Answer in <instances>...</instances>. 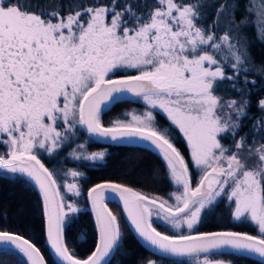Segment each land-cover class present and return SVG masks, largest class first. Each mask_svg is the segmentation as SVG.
<instances>
[{
	"label": "snow or ice",
	"instance_id": "1",
	"mask_svg": "<svg viewBox=\"0 0 264 264\" xmlns=\"http://www.w3.org/2000/svg\"><path fill=\"white\" fill-rule=\"evenodd\" d=\"M239 7L238 0H0V174H19L39 189L47 240L64 264H110L122 233L106 204L109 193L123 202L135 232L163 253L195 264H222L210 254L225 249L264 257V96L255 103L258 115H248V86H256L248 76L264 79V64L252 60L246 33L254 27L264 43V0H245L238 21ZM207 9L214 10L211 23ZM225 81L238 98H226ZM128 93L148 110L105 127L103 108ZM154 110L166 115L168 127ZM245 119L253 123L241 135L249 127ZM81 129L96 138L148 142L175 186L168 199L112 182L90 188L98 239L86 259L66 244L80 212L73 197L81 195L83 174L50 169L40 158L58 156ZM176 130L187 158L174 144ZM84 148L70 155L93 161L106 155H85ZM222 200L232 206V219L251 222L259 235L197 231L202 215ZM153 216L189 232L162 234ZM0 242L14 245L30 264H45L19 234L0 231Z\"/></svg>",
	"mask_w": 264,
	"mask_h": 264
},
{
	"label": "trees",
	"instance_id": "2",
	"mask_svg": "<svg viewBox=\"0 0 264 264\" xmlns=\"http://www.w3.org/2000/svg\"><path fill=\"white\" fill-rule=\"evenodd\" d=\"M205 3H213L215 0H204ZM239 11L236 13L239 21L244 13L245 0H238ZM208 23L214 19V10L207 9ZM250 41L249 52L255 65L264 64V43L256 38L254 27L246 29ZM226 74L231 75L230 69H225ZM120 78L119 76L113 77ZM249 80H256L255 88L252 85V107L248 115H258L255 103L258 98L264 96V79L250 74ZM225 81L221 86L226 98H238V94L227 87ZM149 106L142 102L141 98L116 102L106 107L101 112V122L105 127L112 125L117 119L131 120L130 114H142L148 110ZM129 114V115H125ZM157 122L163 127H168L166 115L159 110H154ZM249 127L243 128L241 135L249 132L253 121L245 119L243 121ZM175 146L188 157V148L185 138L178 130L173 132ZM228 144V140L222 141ZM83 144L84 154L94 152H105L102 160L92 162V160H76L70 153L77 146ZM41 161L50 169H57L61 173L67 169H74L83 175L79 178L81 195L73 197L80 212L66 230V244L69 250L79 259H86L94 251L97 242V234L94 226L92 214L87 204V192L96 184L112 182L119 183L140 191L148 196H157L168 199L175 191V186L170 183L166 174L165 164L161 157L150 149L137 146L109 145L102 144L91 139L83 129L78 131L70 142V145L61 150L60 154L54 156L41 155ZM198 178V177H197ZM173 202V201H169ZM107 207L117 217L122 238L118 249L110 258V264H148L154 261L155 264H195L192 258L172 259L153 254L146 250L136 240L123 219L120 208L114 202H108ZM232 206L227 200H222L215 208L214 213L202 215L201 223L197 226L199 232L212 231H236L250 235H259V232L248 221H235L231 217ZM153 227L161 233L176 235L168 227L158 221L152 220ZM0 231H8L19 234L40 250L46 264H56L49 253L46 237L42 202L36 189L18 174L8 176L0 174ZM183 234H188L184 233ZM195 234V231L193 232ZM200 258H203L201 255ZM213 261H221L222 264H261L253 259L230 254L213 253L210 254ZM0 264H26L23 258L17 253L0 249Z\"/></svg>",
	"mask_w": 264,
	"mask_h": 264
},
{
	"label": "water",
	"instance_id": "3",
	"mask_svg": "<svg viewBox=\"0 0 264 264\" xmlns=\"http://www.w3.org/2000/svg\"><path fill=\"white\" fill-rule=\"evenodd\" d=\"M138 97H135L133 96L132 94L128 93V94H125L122 96V98L116 100L115 102H113L112 104L116 103V102H120V101H124V100H131V99H136ZM111 105V104H110ZM104 109V108H103ZM85 133L93 140L99 142V143H102V144H109V145H126V146H137V147H144V148H147V149H150L152 150L153 152L157 153V150L151 146L148 142L146 141H143V140H140L138 138H125V139H122L120 141H112L111 139H104V138H96V137H92L91 134L87 133L86 130H84ZM159 155V154H158ZM160 156V155H159ZM35 189L36 191L38 192L39 196H40V199H41V202H42V195L41 193L39 192V189L31 182H29ZM109 195L112 197L110 199H107L106 200V203L107 202H114L121 210V213L123 215V218H124V221L126 222L129 230L131 231V233L133 234V236L136 238V240L141 244L142 247H144L146 250H148L149 252L153 253V254H156L158 256H161V257H165V258H172V259H183V258H190V257H187V256H184V257H178V256H173L171 254H168V253H163L161 252L159 249L155 248L154 246H151L148 242H146L142 237H140L138 235V233L135 232L134 230V226L131 225V222L127 219V215L126 213L123 211V202L119 200L118 196H115V194H111L109 193ZM87 201H88V206H89V209H90V212L92 214V218H93V221L95 219L94 217V213L92 211V207H91V201L89 200L88 198V193H87ZM44 225H45V237H46V244H47V247H48V250H49V253L51 254L54 262L56 264H64V262L56 255L55 251L52 249L50 243L48 242L47 240V233H46V221H45V218H44ZM95 226V224H94ZM96 230V229H95ZM97 234V232H96ZM97 239H98V235H97ZM0 249H4V250H10V251H13L15 253H17L18 255H20L23 260L26 262V264H30V262L28 261L27 257L21 253L19 251V249H17L14 245H11V244H8V243H2L0 242ZM214 253H230V254H235V255H240V256H244V257H247V258H250V259H253L257 262H260L261 264H264V257H260L258 254H255V253H247V252H236L234 250H231V249H225V250H222L220 252H214ZM41 254V253H40ZM213 254V253H211ZM109 258H106V260H108ZM46 264V263H45Z\"/></svg>",
	"mask_w": 264,
	"mask_h": 264
},
{
	"label": "rangeland",
	"instance_id": "4",
	"mask_svg": "<svg viewBox=\"0 0 264 264\" xmlns=\"http://www.w3.org/2000/svg\"><path fill=\"white\" fill-rule=\"evenodd\" d=\"M142 102H144L143 100H142ZM165 115V114H164ZM92 162L94 163V162H97V160H95V161H93L92 160ZM2 174H4V175H8V176H13V174H10V173H2ZM171 203V202H170ZM227 203H229L228 201H227ZM152 220H155V221H158L159 223H161L162 225H164V226H166V227H168L171 231H173L175 234H178V233H180V232H184V233H188L189 232V230L186 228V226L185 227H183V228H181V229H179V230H177V229H174V228H172V226L170 225V224H168L166 221H164V220H162V219H159V218H156L155 216H153V218H152ZM234 220V219H233ZM236 221V220H235ZM241 221H243V220H241ZM248 223L249 224H251L252 226H254L255 228H256V230L258 231V228L255 226V225H253L251 222H249L248 221ZM162 234H166V235H169V234H167V233H162ZM201 259H203V258H201Z\"/></svg>",
	"mask_w": 264,
	"mask_h": 264
},
{
	"label": "bare ground",
	"instance_id": "5",
	"mask_svg": "<svg viewBox=\"0 0 264 264\" xmlns=\"http://www.w3.org/2000/svg\"><path fill=\"white\" fill-rule=\"evenodd\" d=\"M87 197V196H86Z\"/></svg>",
	"mask_w": 264,
	"mask_h": 264
}]
</instances>
